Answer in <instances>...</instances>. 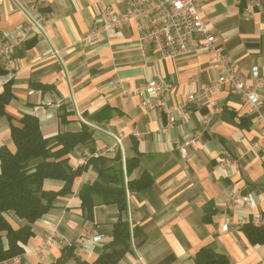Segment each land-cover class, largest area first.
<instances>
[{
	"label": "crops",
	"instance_id": "crops-1",
	"mask_svg": "<svg viewBox=\"0 0 264 264\" xmlns=\"http://www.w3.org/2000/svg\"><path fill=\"white\" fill-rule=\"evenodd\" d=\"M29 1L0 0V41L23 31L13 43L11 69L0 64V94L7 85L13 94L0 116V147L15 150L11 126H20L25 114L39 118L45 138L83 129L92 136L65 156L72 168L86 167L72 192L58 196L33 224L25 251L0 264H55L63 257L61 264H91L112 240L120 217L141 227L144 241L133 239L118 264H197L203 248L226 264H264V242H253L245 231L264 226V85L257 88L259 111L229 85L207 95L219 75L210 52L197 48L163 57L140 39L134 20L121 34L101 27L108 12L128 9L127 0H35L25 12ZM196 3L235 73L252 86L264 79V0H253L252 11L249 0ZM152 78L171 86L160 97L167 111L148 109L139 95L127 92ZM189 93L196 98L189 100ZM187 140L194 142L183 151L179 145ZM121 163L126 182L147 173L152 186L127 189L126 211L95 196L89 212L82 188L97 180L98 169ZM64 185L55 178L44 182L47 191ZM7 217L15 227L24 224L13 212ZM52 233L55 242L45 245ZM84 235L91 238L87 245Z\"/></svg>",
	"mask_w": 264,
	"mask_h": 264
},
{
	"label": "trees",
	"instance_id": "trees-1",
	"mask_svg": "<svg viewBox=\"0 0 264 264\" xmlns=\"http://www.w3.org/2000/svg\"><path fill=\"white\" fill-rule=\"evenodd\" d=\"M12 96L11 87L7 85L0 94V116L5 113ZM20 123V126H11L15 150L7 145L0 147V262L22 254L25 251L23 244L34 236L33 224L53 208L58 196L72 192L75 178L86 167L72 168L65 156L77 144L90 140L92 136L83 129L79 133H60L53 139L45 138L39 118L30 114L23 115ZM57 145L62 147L54 150ZM132 166H127L128 173ZM97 171V180L84 185L80 192L82 204L89 212L96 204L95 196L102 204H115L121 212L126 211L127 189L141 190L153 184V178L147 173L126 182L122 163L112 169ZM47 178L64 180L65 185L59 191H47L44 188ZM9 212L23 220L24 224L15 227L7 217ZM245 231L253 242H264V226L248 225ZM141 234V227L132 226L127 219L120 217L114 224L112 240L91 264H118L132 249L133 239L137 240V244L143 243L144 240L139 239ZM65 258L55 264H61ZM196 260L197 264H226V259L210 248L201 249Z\"/></svg>",
	"mask_w": 264,
	"mask_h": 264
},
{
	"label": "built area",
	"instance_id": "built-area-1",
	"mask_svg": "<svg viewBox=\"0 0 264 264\" xmlns=\"http://www.w3.org/2000/svg\"><path fill=\"white\" fill-rule=\"evenodd\" d=\"M252 1L249 0L248 10L252 11ZM128 9L123 13L108 12V20L103 27L110 33L121 34L122 29L131 21H136L140 39L151 43L155 50L163 57H175L181 54L191 53L197 48L208 51L219 69V75L206 87L205 93L209 96L220 91L222 85H229L235 92H241L249 101L251 109L259 111L262 105V97L257 88L264 85V79H258L255 85H248L238 76L231 64L230 57L224 52V48L217 42V35L213 32L199 12L196 0H127ZM255 2V0H254ZM37 2L35 0L24 3L25 12H29ZM32 21V19H30ZM100 27V26H99ZM98 27V28H99ZM21 31V32H20ZM8 39L0 41V64L7 70L11 69L13 59V43L22 37V29ZM118 88H122L119 82H115ZM171 91V86L159 79L152 78L144 88L128 90V93L139 95L142 105L148 109L161 108L168 110L166 103L160 97ZM157 97L155 101L153 98ZM195 93H189L188 99L194 100ZM259 120H263L261 115ZM194 140H187L179 145L184 151L187 144ZM221 164L233 168L235 163L229 160H220ZM221 174V173H220ZM99 236H93V240ZM91 241L84 235L81 239L84 245ZM55 242L54 234L46 237L45 245Z\"/></svg>",
	"mask_w": 264,
	"mask_h": 264
}]
</instances>
